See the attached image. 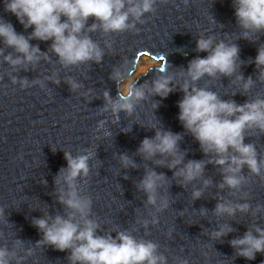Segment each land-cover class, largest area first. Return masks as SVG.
<instances>
[{
	"label": "clouds",
	"instance_id": "obj_1",
	"mask_svg": "<svg viewBox=\"0 0 264 264\" xmlns=\"http://www.w3.org/2000/svg\"><path fill=\"white\" fill-rule=\"evenodd\" d=\"M169 0H4L6 12L14 15L27 31L25 35L17 32L14 25L0 17V63L7 64L10 71L7 76L13 85L21 89L39 86L46 88V82L59 85L62 81L57 71L29 80L26 76L16 75L21 71H36L41 62H55L64 69L79 68L81 65L101 64L107 53L113 52V34L138 33V24H144L146 14H155L157 4H167ZM237 27L241 30L239 39L256 43L260 35H264V0H231ZM185 7L189 0H183ZM212 21L217 23L211 15ZM89 20L92 21L89 24ZM223 27V25H221ZM101 33L104 47L92 38L93 33ZM225 36H230L225 34ZM256 37V39H253ZM49 42L46 51L39 44L31 41ZM107 49V53L106 50ZM197 55L191 59L187 67L173 68L166 56H160L163 61L152 70L156 75L151 80L138 84L141 75L148 72L141 70V75L123 89L120 84L126 79L125 65H114L109 79L117 84V95L112 97L110 90L105 89L95 99L103 100L99 114L111 113L112 123H120V114L132 117L137 106L149 98L159 96L166 99L171 93L181 92L182 98L177 102L179 109L178 120L183 132L174 133L161 127H145L154 130V136L145 137L136 149L135 155L143 161L151 162L155 168H167L172 171L171 178L178 185L185 187L195 181L201 186L193 188L192 201L201 199L205 190L212 186L211 177H205L207 165L218 169L221 180L216 187L222 192L229 190L230 196L243 194L239 197L244 202H236L225 196L217 195L212 213L216 217L233 218L240 214H250L252 217H264V204L253 207L249 202V193L243 191L249 184V176L243 170L247 168L251 176L258 177L264 183V154L258 153L253 142L245 143L249 134L264 136V97L256 96L246 99L239 104L234 99H223L211 87H200L199 82L207 77L209 80L229 78L230 82L241 86L239 94L247 93L258 82L264 84V43L257 47L254 58L242 60L241 49L235 42L216 39L213 35H198L196 39ZM126 63V62H125ZM255 65L253 75L247 78L241 68ZM179 69V71H174ZM4 76L0 75V80ZM182 83H177V80ZM73 93L91 101L92 89L84 90V84L68 76L63 80ZM83 89V91H81ZM237 92L232 93L235 96ZM160 101L153 103V109L160 106ZM106 120H100L95 132L103 133V137L111 136L105 130ZM132 128L125 132L128 133ZM185 135H190L199 144L204 159H187V150H182L181 142ZM97 136V139H100ZM55 151L54 149H52ZM66 167L60 168L53 178L55 185L52 195L55 202L62 206V211L56 210L50 214L42 212L41 217H33L31 224L41 234V239L34 246H51L57 251L67 252L68 264H168V257L160 252L158 243L137 238L128 229L115 232L105 230L94 217L93 200L84 192L80 181L87 184L91 167L89 161L96 153L89 149L73 155L64 151ZM119 163L123 169H138V163L128 153H119ZM154 167L144 168L141 179L135 183L137 191L145 196V207L150 206L154 211L151 219L138 218L136 223L147 229L149 225L159 223L156 214L170 206L167 194H161V189L169 184V177L163 172H157ZM124 179H128L125 175ZM46 185V181H42ZM171 185H169V188ZM35 210V209H33ZM201 217H207L209 210L203 206L198 210ZM0 220L7 226L5 209L0 207ZM236 229L230 223L217 224L205 234L211 241L223 242V238ZM172 230L168 235L171 236ZM0 239L4 233L0 232ZM234 249L236 257L252 261L259 253L264 255V227L255 223L247 227L242 236H236L228 241ZM25 242L15 238L12 247L7 243L0 245V264H23L32 255L33 248L24 247ZM23 250L25 255H20ZM175 264H189L186 258H175ZM264 264V260L261 261Z\"/></svg>",
	"mask_w": 264,
	"mask_h": 264
},
{
	"label": "water",
	"instance_id": "obj_2",
	"mask_svg": "<svg viewBox=\"0 0 264 264\" xmlns=\"http://www.w3.org/2000/svg\"><path fill=\"white\" fill-rule=\"evenodd\" d=\"M211 15L217 23L212 21ZM0 17L11 22L17 32L28 35L32 31L31 28L25 31L17 18L5 11L4 0H0ZM143 19L145 23L137 25L138 33L113 34L110 37L114 41L113 52L107 53L106 49L107 54L99 65L93 63L64 69L53 56L52 63L41 62L36 71L16 73L31 80L57 71L62 82L59 85L46 82L43 90L39 86L21 89L18 84L13 85L7 76L9 66L0 63V75L4 76L0 80V207L5 209V219L9 222L6 226L0 220V232L4 233L0 245L7 243L11 248L13 240L19 238L25 242V248L32 247V255L23 264H68L67 252L57 251L51 246H34L41 239V234L32 226L31 219L41 217L48 207L50 214L62 211V206L52 195L55 189L53 178L60 168L67 166L64 151L76 155L84 149L96 153V156L89 161L91 171L87 184L83 181L80 184L93 200L94 217L105 230L113 232V236L116 231L128 229L137 238L158 243L160 252L168 257V264H175L177 257L186 258L189 264H261L264 260V255L259 253L252 261L236 257L228 243L232 238L242 236L248 226L258 222L264 227V217L237 213L229 218L216 217L212 213L217 195L244 202L239 199L243 192L230 196L227 188L221 192L216 187L221 180L218 169L206 166L205 177H211L213 184L201 199L192 201L191 192L201 186L200 181L181 187L177 180L171 178L172 171L155 168L151 162L135 155L142 139L155 134L154 130L140 125L158 128L162 124L174 133L184 131L178 120L177 102L182 98L181 92L171 93L163 100L156 96L141 102L132 117L121 113L119 124L112 123L111 113L99 114L103 100L95 99L105 89L116 97L117 84L109 79L114 65H125L126 79L120 84L122 86L134 76L143 59L159 65L163 63L160 60L163 55L173 68H186L197 55L206 56V53L194 51L198 35L214 34L217 40L226 38L228 42L237 43L242 60L256 56L258 45L264 43V35H260L256 43L239 39L241 30L237 27L231 0H189L187 7L183 0H169L167 4H157L155 14H146ZM92 38L104 47L106 38L101 33H93ZM31 43L39 44L40 49L46 51L51 41L33 40ZM150 70L138 78V84L156 75L155 70ZM241 72L245 78L253 75L255 79L254 64L243 66ZM68 76L82 82L84 90L92 89L91 101L81 96L79 91L73 93L69 90L63 83ZM182 82L177 80V83ZM198 86L211 87L223 99L231 98L239 104L256 96L264 97V84L258 81L247 96L239 94L241 86L226 77L217 80L205 77ZM234 92L237 94L231 96ZM155 101L161 103L154 110ZM100 120L107 121L105 130L110 131L111 136L104 138L102 132H95ZM97 136L101 138L97 139ZM249 142L256 144L258 153L264 154V136L249 134L245 143ZM180 147L187 150L186 160L205 158L199 144L190 135L184 136ZM124 152L138 163V169L121 168L118 154ZM147 167H154L169 177V184L161 189V194L168 195L170 206L156 214L159 223L150 224L146 232L136 221L138 218L151 219L149 214L154 210L150 206L145 207V196L137 191L135 183L142 178ZM243 172L249 176V184L243 189L249 193L248 202L253 207L264 204V183L251 176L247 168ZM125 175L128 179H124ZM42 181H46V185ZM202 206L209 210L207 217H201L198 211ZM223 223H230L236 231L223 238V242L211 241L205 233ZM169 230H172L171 236L168 235ZM18 251L25 255L23 250Z\"/></svg>",
	"mask_w": 264,
	"mask_h": 264
},
{
	"label": "rangeland",
	"instance_id": "obj_3",
	"mask_svg": "<svg viewBox=\"0 0 264 264\" xmlns=\"http://www.w3.org/2000/svg\"><path fill=\"white\" fill-rule=\"evenodd\" d=\"M148 61H150L149 59H143L142 61H141V63L139 64V67L137 68V71H136V73L134 74V76L132 77V78H130L129 79V81L125 84V85H122V86H120V88L122 89V88H124L127 84H129V82H132V81H134V80H136L140 75H141V70L143 69V71H144V66H145V64H147L148 63ZM158 65L156 64V67H157ZM152 68H154V67H151V68H149V69H152ZM141 69V70H140ZM148 69V70H149ZM147 70H145L144 72H146ZM133 79V80H132ZM131 80V81H130Z\"/></svg>",
	"mask_w": 264,
	"mask_h": 264
},
{
	"label": "bare ground",
	"instance_id": "obj_4",
	"mask_svg": "<svg viewBox=\"0 0 264 264\" xmlns=\"http://www.w3.org/2000/svg\"><path fill=\"white\" fill-rule=\"evenodd\" d=\"M151 67H156V63L154 62V61H148V63L147 64H145V66H144V71L145 70H148L149 68H151ZM141 70V69H140ZM143 70V69H142ZM133 80V79H132ZM131 81V80H130ZM129 83H131V82H129ZM123 89V88H122Z\"/></svg>",
	"mask_w": 264,
	"mask_h": 264
}]
</instances>
